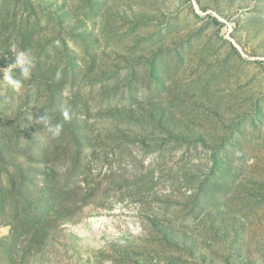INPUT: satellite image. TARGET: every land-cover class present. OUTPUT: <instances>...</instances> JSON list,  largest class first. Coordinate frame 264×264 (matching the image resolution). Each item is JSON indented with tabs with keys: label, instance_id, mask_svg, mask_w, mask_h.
I'll list each match as a JSON object with an SVG mask.
<instances>
[{
	"label": "rangeland",
	"instance_id": "rangeland-1",
	"mask_svg": "<svg viewBox=\"0 0 264 264\" xmlns=\"http://www.w3.org/2000/svg\"><path fill=\"white\" fill-rule=\"evenodd\" d=\"M17 50L0 264H264V0H0Z\"/></svg>",
	"mask_w": 264,
	"mask_h": 264
},
{
	"label": "clouds",
	"instance_id": "clouds-1",
	"mask_svg": "<svg viewBox=\"0 0 264 264\" xmlns=\"http://www.w3.org/2000/svg\"><path fill=\"white\" fill-rule=\"evenodd\" d=\"M35 56L30 50H17L15 52L14 60L8 64L7 67L0 68L2 79L0 84L11 88L13 91H19L23 87V81L29 80L32 76L33 69L35 68ZM19 70L21 78L13 75V70ZM62 75V70H57L55 79L59 80ZM61 114L65 119L70 117V108L61 106ZM36 122L43 125L53 137H59L63 130L62 123H51V117L47 112L39 113L36 115Z\"/></svg>",
	"mask_w": 264,
	"mask_h": 264
}]
</instances>
